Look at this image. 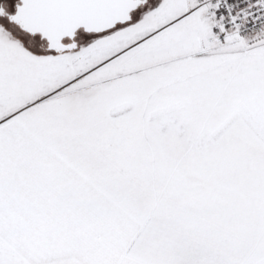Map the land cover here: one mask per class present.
Here are the masks:
<instances>
[{
	"label": "snow or ice",
	"instance_id": "1",
	"mask_svg": "<svg viewBox=\"0 0 264 264\" xmlns=\"http://www.w3.org/2000/svg\"><path fill=\"white\" fill-rule=\"evenodd\" d=\"M0 264H264V0H0Z\"/></svg>",
	"mask_w": 264,
	"mask_h": 264
}]
</instances>
